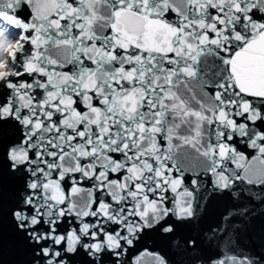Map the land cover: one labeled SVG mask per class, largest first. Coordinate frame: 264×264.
Masks as SVG:
<instances>
[{
  "label": "snow or ice",
  "instance_id": "1",
  "mask_svg": "<svg viewBox=\"0 0 264 264\" xmlns=\"http://www.w3.org/2000/svg\"><path fill=\"white\" fill-rule=\"evenodd\" d=\"M0 132V264H264V0H0Z\"/></svg>",
  "mask_w": 264,
  "mask_h": 264
},
{
  "label": "water",
  "instance_id": "2",
  "mask_svg": "<svg viewBox=\"0 0 264 264\" xmlns=\"http://www.w3.org/2000/svg\"><path fill=\"white\" fill-rule=\"evenodd\" d=\"M13 133L12 129L8 130V135L11 136ZM3 133L0 132V135ZM243 151V149H241ZM247 154V153H246ZM215 203V202H214ZM259 211V209H258ZM163 247V244L160 241H155L154 238H146L144 241H141L140 244L136 246L133 250L130 251L129 253V258L134 257L137 255L139 251H143L144 249H148L149 251H155V250H160V248Z\"/></svg>",
  "mask_w": 264,
  "mask_h": 264
}]
</instances>
